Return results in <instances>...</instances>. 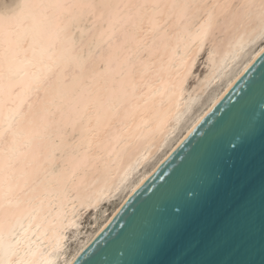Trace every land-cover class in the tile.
<instances>
[{
    "label": "snow or ice",
    "instance_id": "snow-or-ice-1",
    "mask_svg": "<svg viewBox=\"0 0 264 264\" xmlns=\"http://www.w3.org/2000/svg\"><path fill=\"white\" fill-rule=\"evenodd\" d=\"M201 11L207 21L200 25L199 52L207 44L209 61L216 44L214 27L221 35L242 32V40L260 47L264 58V0L0 3V264H56L47 257L67 237L56 235L58 215L57 223L49 218L65 201L87 193L90 168L94 179L108 172L103 155L78 151L82 142L87 139L90 150L95 141L98 152L110 156L114 141L134 138L128 121L135 119L144 99L138 77L155 73L162 79L165 71L163 64L156 68L154 61L146 62L145 54L167 51L173 38L183 36L175 31L177 22ZM247 88L237 102L259 93L264 142V74ZM118 126L129 135L114 134ZM85 131L91 136L85 138ZM249 145V137L240 136L229 149L236 156ZM233 168L230 159L199 195L190 194V208H207L206 215L174 212L154 240V253L165 257L157 264H242L226 257L238 252L257 204L264 224V149L258 183L252 171L241 174ZM46 221L54 235V243L48 244L51 252H40V260L14 259L33 222L47 236Z\"/></svg>",
    "mask_w": 264,
    "mask_h": 264
},
{
    "label": "bare ground",
    "instance_id": "bare-ground-1",
    "mask_svg": "<svg viewBox=\"0 0 264 264\" xmlns=\"http://www.w3.org/2000/svg\"><path fill=\"white\" fill-rule=\"evenodd\" d=\"M23 2L24 0H8L4 3L15 5ZM189 2L203 4L211 3L212 0ZM206 21L204 11L190 13V19L177 22L175 31L183 32L179 41L173 38L167 51L161 49L159 53L145 54L146 62L154 61L156 68L163 64L165 71L161 74L162 79L155 73L143 79L138 77L144 99L139 101L135 119L128 121L133 129L132 140L114 141L113 146L108 149L110 156L107 152H98L95 141L90 150L87 139L82 142L78 151H87L90 157L103 155L104 160L108 162V172L94 179L95 170L90 168V187L87 193L82 192L78 199L70 198L62 207L53 211V217L49 219L57 223L54 218L57 215L59 218L56 235L67 237L62 241L59 250L51 252L48 247L49 243H54V235L47 221V236L43 235V229L38 231L36 222H33L27 236L21 238L14 259L40 260V252H51L47 258L54 260L56 264H73L105 230L135 192L261 56L260 47L244 42L246 37L242 40V32L221 35L214 27L212 35L216 37V44L212 48L213 56L209 61V46L205 44V51L199 52L198 39L200 25ZM193 60L195 67L201 61L200 74L195 72V67H191ZM192 77L195 79L189 85ZM158 90L163 91L162 96L156 94ZM113 132L124 137L129 135L128 130L122 127L119 132ZM83 136L88 138L91 134L85 131ZM76 139L80 140L79 134ZM56 143L59 144L60 141L57 140ZM127 144H131V147H125ZM82 203L86 207H81ZM86 214H90V222L84 225L83 218ZM24 223L27 227L28 222ZM34 252L37 255L33 256Z\"/></svg>",
    "mask_w": 264,
    "mask_h": 264
},
{
    "label": "water",
    "instance_id": "water-1",
    "mask_svg": "<svg viewBox=\"0 0 264 264\" xmlns=\"http://www.w3.org/2000/svg\"><path fill=\"white\" fill-rule=\"evenodd\" d=\"M261 74L264 58L260 56L73 264H157L165 257L154 253L155 237L169 226L177 210L200 217L207 214V208H190V194L199 195L227 161H234L233 172L252 171L258 183L264 149L260 134L261 97L258 92L249 93L244 103L237 101L248 92L249 81ZM240 136H248L250 145L234 156L229 144ZM262 232L264 224L257 204L250 222L244 226V240L238 252L226 258L242 264H261Z\"/></svg>",
    "mask_w": 264,
    "mask_h": 264
},
{
    "label": "rangeland",
    "instance_id": "rangeland-1",
    "mask_svg": "<svg viewBox=\"0 0 264 264\" xmlns=\"http://www.w3.org/2000/svg\"><path fill=\"white\" fill-rule=\"evenodd\" d=\"M3 1H4V2H7L8 0H1L0 3H4ZM200 60L202 61V59H200ZM200 60H199V61H200ZM201 61H200V62H201ZM200 62H198V64H197L196 67H195V72H196L197 74H200V73L202 72V71H201V70H202V69H201V68H202V65H201ZM200 66H201V67H200ZM194 79H195L194 77L190 78V80H189V85L193 83ZM89 215H90V214H86V215L84 216V218H83V219H84L83 222L85 221V222L83 223L84 225H87V224L90 222V216H89ZM87 218H88V219H87ZM70 246H71V245H70Z\"/></svg>",
    "mask_w": 264,
    "mask_h": 264
}]
</instances>
